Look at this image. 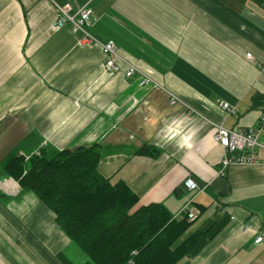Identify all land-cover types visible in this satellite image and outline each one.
<instances>
[{
	"label": "crops",
	"instance_id": "0c3cea01",
	"mask_svg": "<svg viewBox=\"0 0 264 264\" xmlns=\"http://www.w3.org/2000/svg\"><path fill=\"white\" fill-rule=\"evenodd\" d=\"M64 3L73 13L91 8L90 31L112 39L157 86L126 77V64L106 71L99 46L78 43L68 25L53 27ZM259 64L264 0H0V264L86 262L54 213L3 164L93 143L101 175L137 194L133 209L161 203L175 218L195 210L185 237L201 234L176 264H264V239L254 242L264 236V133L252 164L224 169L211 135V122L255 124L264 107ZM177 117L194 133L190 150L163 139ZM143 146L148 153H137Z\"/></svg>",
	"mask_w": 264,
	"mask_h": 264
},
{
	"label": "trees",
	"instance_id": "16d2710c",
	"mask_svg": "<svg viewBox=\"0 0 264 264\" xmlns=\"http://www.w3.org/2000/svg\"><path fill=\"white\" fill-rule=\"evenodd\" d=\"M146 148L136 152L148 153ZM100 151L93 143L51 154L42 150L28 161L12 155L3 169L54 213L61 230L86 256L83 264H127L131 259L133 264H176L201 234L181 239L194 220L173 217L161 203L133 209L137 194L99 172Z\"/></svg>",
	"mask_w": 264,
	"mask_h": 264
},
{
	"label": "built area",
	"instance_id": "2783aa9c",
	"mask_svg": "<svg viewBox=\"0 0 264 264\" xmlns=\"http://www.w3.org/2000/svg\"><path fill=\"white\" fill-rule=\"evenodd\" d=\"M70 3L56 4V16L52 23L55 28L69 26L70 31L77 36V42L80 44H95L100 47L105 55L104 67L106 71L117 72L122 64H126L124 75L131 77L133 74L138 75V85L147 86L157 84L146 73L140 71L136 66L126 61L119 52L116 43L112 39L101 40L96 37L89 29L91 26L92 10L88 6H83L71 11ZM247 58L251 59L252 54L247 53ZM260 70L264 72V64L260 65ZM169 102L175 103L178 99L175 95L169 94ZM219 107L227 114L235 113V108L227 104L225 101H219ZM212 138L223 149V157L221 159V168L231 164H252L255 161L256 148L259 146V137L264 133V107L260 116L254 125L249 127H241L238 129L226 128L220 123L211 122ZM222 173V172H221ZM190 188H197L192 180H187ZM182 216L186 215L188 220L197 218L195 210L183 208L180 212ZM249 227V225L247 226ZM264 239L263 234H258L254 242L259 243ZM135 254V251H132ZM127 264H133V260H129Z\"/></svg>",
	"mask_w": 264,
	"mask_h": 264
},
{
	"label": "clouds",
	"instance_id": "9594fccd",
	"mask_svg": "<svg viewBox=\"0 0 264 264\" xmlns=\"http://www.w3.org/2000/svg\"><path fill=\"white\" fill-rule=\"evenodd\" d=\"M164 141L168 144L175 143L177 149L190 150L193 146V137L191 129L185 125L181 117H177L165 125Z\"/></svg>",
	"mask_w": 264,
	"mask_h": 264
},
{
	"label": "rangeland",
	"instance_id": "374dc122",
	"mask_svg": "<svg viewBox=\"0 0 264 264\" xmlns=\"http://www.w3.org/2000/svg\"><path fill=\"white\" fill-rule=\"evenodd\" d=\"M187 235V233H185L183 236H182V238L181 239H183L185 236Z\"/></svg>",
	"mask_w": 264,
	"mask_h": 264
}]
</instances>
